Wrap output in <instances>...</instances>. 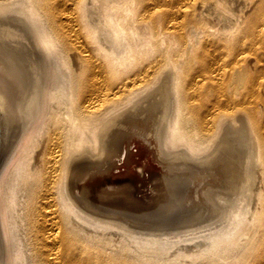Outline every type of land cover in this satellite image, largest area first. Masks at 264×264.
I'll return each instance as SVG.
<instances>
[{"label": "bare ground", "instance_id": "6f19581e", "mask_svg": "<svg viewBox=\"0 0 264 264\" xmlns=\"http://www.w3.org/2000/svg\"><path fill=\"white\" fill-rule=\"evenodd\" d=\"M0 264H264V0H0Z\"/></svg>", "mask_w": 264, "mask_h": 264}, {"label": "rangeland", "instance_id": "374dc122", "mask_svg": "<svg viewBox=\"0 0 264 264\" xmlns=\"http://www.w3.org/2000/svg\"><path fill=\"white\" fill-rule=\"evenodd\" d=\"M195 172H196V171H194V173H195ZM199 173H200V171H199ZM195 174L198 175V172H196ZM198 211H199V209H198ZM219 211H220V212H219ZM221 211H222V210H220V209L218 210V216H220L221 214H223V213H221ZM218 216H217V217H218Z\"/></svg>", "mask_w": 264, "mask_h": 264}]
</instances>
